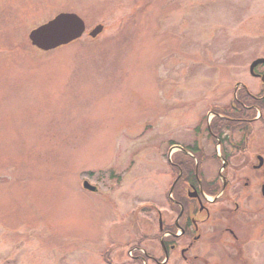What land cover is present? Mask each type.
<instances>
[{"label":"rangeland","instance_id":"374dc122","mask_svg":"<svg viewBox=\"0 0 264 264\" xmlns=\"http://www.w3.org/2000/svg\"><path fill=\"white\" fill-rule=\"evenodd\" d=\"M62 12L86 32L35 46L31 30ZM261 56L264 0H0V264H133L143 238L159 253L184 158L172 142L212 152L210 105L257 86ZM241 194L218 222L236 250L217 232L197 264H264V201Z\"/></svg>","mask_w":264,"mask_h":264},{"label":"flooded vegetation","instance_id":"af4514ba","mask_svg":"<svg viewBox=\"0 0 264 264\" xmlns=\"http://www.w3.org/2000/svg\"><path fill=\"white\" fill-rule=\"evenodd\" d=\"M256 59L250 63L249 74L257 86L238 80V92L229 105H210V127L203 136L212 152L200 139L174 143L184 158L178 165L181 179L170 198L174 206L161 212L160 254L144 245L145 238L137 240L129 248L135 252L133 264H170L175 256L185 264H197L203 256L199 249L202 243L212 247L220 236L216 233L224 230L233 237L230 245L236 250L237 232L227 224L219 227L218 222L234 221V214L242 208L241 190L252 187L257 200L264 201V61L254 64ZM262 209V205L258 207L259 212Z\"/></svg>","mask_w":264,"mask_h":264},{"label":"water","instance_id":"95a60500","mask_svg":"<svg viewBox=\"0 0 264 264\" xmlns=\"http://www.w3.org/2000/svg\"><path fill=\"white\" fill-rule=\"evenodd\" d=\"M104 26L98 25L93 29L91 36H97ZM86 30L84 20L76 13L62 12L48 22L31 30L29 37L32 43L40 49L52 50L80 38ZM260 59L256 62L263 61ZM85 187L95 190L96 187L85 182Z\"/></svg>","mask_w":264,"mask_h":264}]
</instances>
